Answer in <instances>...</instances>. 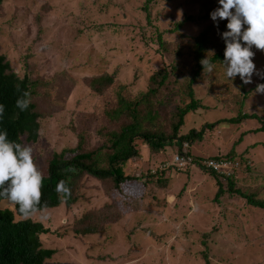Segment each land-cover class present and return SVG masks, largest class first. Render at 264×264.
Returning a JSON list of instances; mask_svg holds the SVG:
<instances>
[{"label":"rangeland","instance_id":"obj_1","mask_svg":"<svg viewBox=\"0 0 264 264\" xmlns=\"http://www.w3.org/2000/svg\"><path fill=\"white\" fill-rule=\"evenodd\" d=\"M219 6V0H7L0 7V54L17 77L34 82V99L48 114L35 143L22 138L23 145L33 148L38 169L45 173L52 154L75 148L78 133L102 132L118 86L127 96L147 91L151 73L170 63L159 46V34L164 44L179 33L196 37L217 24L211 13ZM252 51L256 69L264 75V51L255 46ZM114 72L111 88L96 95L90 80ZM261 75L254 73L244 88L249 92L244 100L248 114L264 115V94L250 93L264 84ZM218 77L207 73L205 82L194 86L209 109L187 115L182 133L234 115L218 108L209 95L208 85ZM247 121L242 127L215 124L192 151L207 157L232 150L230 156L240 162L235 188L264 202V133H249L237 143L242 133L259 128L256 120ZM96 140L92 136L91 145ZM174 154L171 148L152 152L142 147L138 157L123 165L133 178L126 182L134 185V201L123 209L117 202L127 197L119 194L113 200L99 181L84 177L78 201L70 208L48 209L47 221H41L39 213L28 218L49 231L40 236L42 246L56 253L46 264H264V210L226 191L214 202L217 181L197 168L177 171ZM152 172L163 173L169 185L148 178ZM4 209L14 212L6 199L0 200ZM102 223L105 235L75 233L87 226L99 230Z\"/></svg>","mask_w":264,"mask_h":264},{"label":"trees","instance_id":"obj_2","mask_svg":"<svg viewBox=\"0 0 264 264\" xmlns=\"http://www.w3.org/2000/svg\"><path fill=\"white\" fill-rule=\"evenodd\" d=\"M6 1L0 0V7ZM180 26L181 22L176 24L174 30L178 31ZM244 27L246 28L247 25ZM227 30V24L219 23L217 27V24L213 23L212 27L196 37H187L179 33L168 44H164L159 34L157 36L159 46L162 47L163 52L168 53L170 63L151 73L147 91L140 95L127 96L123 86H118L116 93L112 95L111 108L107 110L109 118L103 122L102 132L100 133L99 128L94 133L91 131L95 130L84 134L78 133L75 148L52 154L46 172L43 173L45 179L41 205L46 203L47 209L62 205L70 208L78 201L81 179L88 177L99 181L110 192L111 197H114L113 200H118L119 194L128 198L119 200L118 204L116 203L118 208L129 206L131 201H134L133 191L130 189L134 185L126 181L133 178L124 173L123 165L138 157L140 149L145 147L152 152L171 148L175 153L181 152L191 158V163L185 168L176 169L172 163L170 164L179 172L194 171L197 168L215 179L218 188L214 202L218 203L226 191L246 200L247 206L264 210L263 201L256 200L254 195H246L235 188L236 174L240 169L230 177H224L205 164L206 161H219L222 157L232 158L230 156L232 150L226 156L217 154L207 157L192 151V145L198 144L207 130L221 122L242 127L248 122L247 120L257 121L259 128L242 133L237 143L249 133H264V115L248 114L246 111L248 107L244 100L249 95V92L244 90L246 84L239 75L235 79L226 76L223 64L226 43L221 34ZM214 42L216 46L213 47ZM209 52H214L215 55ZM207 55L215 65L213 72L219 75L218 79H211L208 85L209 95L216 98L218 108L232 111L234 115L220 118L215 124L211 121L205 122L199 129L191 128L182 133L181 129L186 123L187 115L199 109H209L201 99L197 98L194 89V86L205 82L207 73H204L200 61ZM115 78V72L101 73L97 78L90 80L89 86L96 95H102L111 88ZM232 85L236 87L233 91L230 89ZM17 86L20 91H17ZM33 89L34 82L27 76L17 77L12 71L10 62L0 54V104L5 105L4 116L0 119V131L6 130L11 141L22 144V138L28 143H35L38 139L41 122L48 114L41 108L39 101L34 99L37 98V94ZM240 90L241 95L238 93ZM24 91L30 92L31 104L27 110L21 111L16 107V101ZM253 91L255 89L250 93ZM221 92L223 94L219 95ZM60 103L58 102L57 105ZM92 136L97 137L99 146H96V141L91 145ZM185 144L187 147H184ZM69 167L75 168L76 171L66 172L65 169ZM147 177L157 179L158 185L166 187L169 185V182L163 179V173L152 172ZM61 180L66 181L71 189L70 197L64 202H61L56 192V185ZM2 199L4 198H0ZM110 206H107L108 210ZM14 213L21 216L18 207L15 206L14 212L8 209L0 210V264H46V261L56 253L55 250L45 249L42 246L40 236L47 235L48 229L30 219L16 220ZM99 232L100 235L103 232V235L106 234L103 223L99 230L87 226L75 233L91 237Z\"/></svg>","mask_w":264,"mask_h":264},{"label":"clouds","instance_id":"obj_3","mask_svg":"<svg viewBox=\"0 0 264 264\" xmlns=\"http://www.w3.org/2000/svg\"><path fill=\"white\" fill-rule=\"evenodd\" d=\"M219 5L211 13V18L217 22V27L219 20H228V30L221 34L226 43L223 61L226 76L235 79L239 75L244 84L252 83L254 73L261 75L253 62L255 53L252 47L264 51V0H219ZM209 53L215 55L214 52ZM200 63L204 73L213 72L215 65L208 55ZM261 78L264 79V75ZM17 91H20L19 86ZM255 91L264 94V84H258ZM30 104L31 94L24 91L18 97L16 107L25 111ZM4 113L5 105L0 104V119ZM65 171L76 170L69 167ZM44 179L43 172L34 161L33 148L9 140L7 131H0V198L18 207L25 219L39 213L40 220L47 221L50 218L47 204L41 205ZM56 192L61 202L71 195V189L64 180L56 185Z\"/></svg>","mask_w":264,"mask_h":264},{"label":"built area","instance_id":"obj_4","mask_svg":"<svg viewBox=\"0 0 264 264\" xmlns=\"http://www.w3.org/2000/svg\"><path fill=\"white\" fill-rule=\"evenodd\" d=\"M184 147H187L185 144ZM172 163L176 169L185 168L188 164L191 163V158L186 157L181 152H176L172 156ZM207 167L217 171L219 174H222L224 177H230L234 172L240 169V162L233 158H224L219 161H206ZM247 165V164H246Z\"/></svg>","mask_w":264,"mask_h":264},{"label":"bare ground","instance_id":"obj_5","mask_svg":"<svg viewBox=\"0 0 264 264\" xmlns=\"http://www.w3.org/2000/svg\"><path fill=\"white\" fill-rule=\"evenodd\" d=\"M212 170V169H211Z\"/></svg>","mask_w":264,"mask_h":264}]
</instances>
